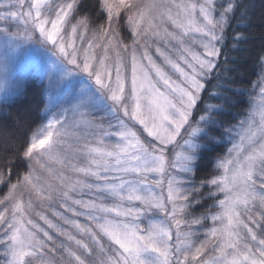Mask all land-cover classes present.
<instances>
[{
    "label": "snow or ice",
    "instance_id": "6c2138e0",
    "mask_svg": "<svg viewBox=\"0 0 264 264\" xmlns=\"http://www.w3.org/2000/svg\"><path fill=\"white\" fill-rule=\"evenodd\" d=\"M89 7L85 0H0L5 61L23 37L51 52L64 76L86 77L68 85L71 107L49 97L23 143L15 101L0 102V143L11 149L0 170V184L10 185L0 199L4 264H264V79L243 119L231 127L217 119L245 103L247 90L233 87L218 45L235 23L232 47L247 50L251 0H98L103 22ZM124 10L130 45L118 31ZM13 22L23 31H13ZM258 59L264 69V52ZM213 80L209 95L221 103L189 123ZM226 138L235 142L219 161L221 174L198 181L202 153ZM20 166L27 170L12 183ZM208 220L213 227L200 240Z\"/></svg>",
    "mask_w": 264,
    "mask_h": 264
},
{
    "label": "trees",
    "instance_id": "16d2710c",
    "mask_svg": "<svg viewBox=\"0 0 264 264\" xmlns=\"http://www.w3.org/2000/svg\"><path fill=\"white\" fill-rule=\"evenodd\" d=\"M224 0H218V3H222ZM85 3L90 7L87 9V13L94 19L103 22L104 17L98 13L97 4L98 0H85ZM253 6V18L252 28L250 30L253 39L249 43L242 47L247 49L246 51H237L232 47V36L235 31H239L235 23L232 27H229L225 33V40L220 46L221 48V62L224 57L229 58V67L232 71L229 75L235 78L237 83L233 85L234 88L243 86L247 92L244 96L245 103L239 107H227V111L217 116V119L222 122L226 127H231L238 123L240 119H243L248 114V109L254 100V95L257 90V86L260 83V79L263 76L264 69L260 66L258 57L264 52V25H262V17H264V0H251ZM126 12L122 11L120 15V24L118 31L123 38V43L131 44L132 35L131 30L126 23ZM83 14V13H81ZM91 83V81H88ZM215 81H205V90L201 93V101L198 102L197 107L193 109L192 116L190 118L191 123L198 120L199 116L203 113V109L208 105H216L221 103L219 100L212 98L209 95V89L212 87ZM76 86V90H77ZM217 90L212 89L215 93ZM22 95H16L12 100L15 102L11 107L13 113L19 114L24 118V127L21 130V134L18 140L19 143H23L24 140L31 134V131L39 127L42 122L45 106L47 105L46 97V85L44 82H40L38 79H30L25 82L21 91ZM243 112V115L241 114ZM213 135L220 140L219 131L213 130ZM146 136V133L143 134ZM150 139V138H149ZM198 143H205V141L198 140ZM230 145L229 140L226 138L223 142L209 145L208 149L202 153L199 161V170L195 173L196 179L207 180L218 176V170L216 165L227 153V147ZM11 149H6L5 146L0 143V170H3V158L10 153ZM27 169L24 166L19 168H12L11 182L15 183L17 179V172H25ZM7 183L0 184V199H3L9 189ZM206 191V190H205ZM210 205V201H206ZM2 209V206H0ZM206 209H199V212H204ZM42 223V222H41ZM0 264H4L3 256H0Z\"/></svg>",
    "mask_w": 264,
    "mask_h": 264
},
{
    "label": "rangeland",
    "instance_id": "374dc122",
    "mask_svg": "<svg viewBox=\"0 0 264 264\" xmlns=\"http://www.w3.org/2000/svg\"><path fill=\"white\" fill-rule=\"evenodd\" d=\"M0 26H3L2 22H0ZM12 30H20L22 32L23 26L16 25L15 22H13ZM191 38L198 39V37H196L194 34ZM2 39L3 34H0V40ZM14 44L18 45V47L15 48V50L11 53L7 61H5L2 54H0V102H3L6 97L13 99L14 96L17 95L16 93L21 91L26 81L30 79H38L40 82H44L46 85L45 94L47 97V104L49 103V97H52L53 102L59 103L64 107H71L72 104L75 103V100L73 98V91L69 89L68 85L75 81L86 79V77H84L82 74L64 76L63 70L58 65L56 57L53 56L51 52L47 51L44 46L37 44L34 40L29 41L23 39V37H20L14 39ZM193 47L196 48V50L202 51V49L199 48V45H193ZM150 51L153 57L157 59V62H159V57L155 52V49H150ZM169 74L177 83H179L182 79L178 73L169 71ZM50 77L53 81H58L59 83L50 85ZM61 77H63V79H61ZM262 79H264V73L260 79V83ZM76 86L79 89L81 85L77 84ZM257 87L258 88L255 92L252 104H254L259 98V85ZM189 123H191V121H189ZM187 127L188 126L186 125L185 130ZM185 130H182L181 136L185 135ZM233 136H235V133H233ZM229 142L230 145H228L227 153L224 157L227 156L228 149L232 147V143L235 141L229 140ZM177 143L182 144L180 137L177 138ZM174 147L175 146L173 145L169 146V148ZM175 150L179 151V148H176ZM218 165L219 162L216 165V168L218 170V175H220L222 170L219 169ZM223 198V194H218L216 197V199ZM208 201H210V205L214 202L213 200ZM212 211L215 212L218 211V209L213 208ZM211 227H213L212 221H205V226L199 229L200 240H204L206 238L205 233H207Z\"/></svg>",
    "mask_w": 264,
    "mask_h": 264
}]
</instances>
